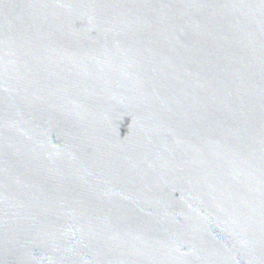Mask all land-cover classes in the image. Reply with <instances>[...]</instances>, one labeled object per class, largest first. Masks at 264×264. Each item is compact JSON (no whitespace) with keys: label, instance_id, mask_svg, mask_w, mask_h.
<instances>
[{"label":"water","instance_id":"1","mask_svg":"<svg viewBox=\"0 0 264 264\" xmlns=\"http://www.w3.org/2000/svg\"><path fill=\"white\" fill-rule=\"evenodd\" d=\"M0 264H264V0H0Z\"/></svg>","mask_w":264,"mask_h":264}]
</instances>
